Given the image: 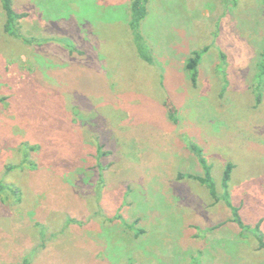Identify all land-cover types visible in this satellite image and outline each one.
<instances>
[{"label": "rangeland", "instance_id": "1", "mask_svg": "<svg viewBox=\"0 0 264 264\" xmlns=\"http://www.w3.org/2000/svg\"><path fill=\"white\" fill-rule=\"evenodd\" d=\"M131 1L0 5V264H264V0Z\"/></svg>", "mask_w": 264, "mask_h": 264}, {"label": "trees", "instance_id": "2", "mask_svg": "<svg viewBox=\"0 0 264 264\" xmlns=\"http://www.w3.org/2000/svg\"><path fill=\"white\" fill-rule=\"evenodd\" d=\"M148 1L149 0H132L131 1L130 7H129L130 17H131L130 24H132L133 27H135V25H137L139 21H142V19H144V17L146 16L147 14L146 6L148 4ZM0 5H1L2 11L4 12V16H5V21L3 25L4 31H6L9 35L17 36L18 30L16 28V22L20 18V15L14 11L12 0H0ZM136 39L141 40L139 39L138 34L136 35ZM138 52H139L140 57L144 60V62L148 64L152 63L151 57H149L146 47L138 46ZM197 65H198V54L195 53V57L190 59L187 65V70L189 72V78L193 86H195L196 84V78H197V73H198ZM193 149L197 153V156H199L198 161L204 171V174L201 177L189 175V178L196 180L199 184L203 185L209 191V194L211 195L213 200L215 202H218L220 198L216 195V187L210 175V168L205 163V160L201 157L200 150L195 146H193ZM231 171H232V166L230 164H227L224 169L223 177H222V187L224 189V192L221 198L225 202L226 206L231 210L232 218L235 224H237L240 228H243L244 225L240 219L238 209L234 208L229 201L230 197L228 193V181L230 179ZM178 176L179 178H181V175H178ZM5 189H9V188L4 184H0V192L4 191ZM257 229H258V226H257ZM256 242L259 248L264 249V240L260 234L256 236Z\"/></svg>", "mask_w": 264, "mask_h": 264}]
</instances>
